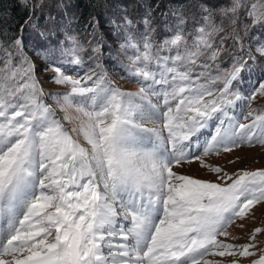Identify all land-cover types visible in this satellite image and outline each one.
Instances as JSON below:
<instances>
[{"label": "snow or ice", "instance_id": "6c2138e0", "mask_svg": "<svg viewBox=\"0 0 264 264\" xmlns=\"http://www.w3.org/2000/svg\"><path fill=\"white\" fill-rule=\"evenodd\" d=\"M20 4L28 12L20 35L0 45V264H240V257L255 256L264 228H255L243 244L218 237L238 239L229 227L264 203V169L228 173L205 158L264 145V109L251 108V101L264 97V80L243 92L241 73L248 60H256L250 54L219 68L226 39L215 42L224 28L213 22L212 9L201 6L203 23L194 32H186L181 19L159 44L147 32L140 40L125 37L121 48L135 50L130 60L141 84L137 92L123 91L92 70L66 74L60 57L81 65V42L69 35L70 46L53 57L41 43L45 32L37 31L33 51L45 64L39 71L53 73L44 80L70 88L48 94L63 120L74 123L69 130L44 102L38 69L24 52L23 34L35 28L32 17L44 0ZM241 7L254 25L264 22L258 10L264 5L242 0H233L221 15L231 14L235 25ZM120 23L132 21L124 17ZM233 34L242 48L239 31L233 28ZM257 51L264 58V47ZM241 101L249 111L238 118ZM193 159L216 181L174 170ZM261 253L251 264H264ZM210 255L233 259H206Z\"/></svg>", "mask_w": 264, "mask_h": 264}, {"label": "trees", "instance_id": "16d2710c", "mask_svg": "<svg viewBox=\"0 0 264 264\" xmlns=\"http://www.w3.org/2000/svg\"><path fill=\"white\" fill-rule=\"evenodd\" d=\"M227 2L228 0H45L44 6L37 8L32 17L35 28H29L23 34L28 44L24 50L29 58H31L30 56L38 57L33 48L36 47L39 40L36 35L37 31H43L46 34V39L41 42L42 45L52 50L53 57H60L59 43L68 47V36L71 35L81 42L82 63L80 66L71 65L67 62L69 57H66L65 60L60 57L65 68L80 67L82 69L88 64L87 49L95 47L97 43L101 46L100 50L107 51L101 60L104 66L110 68L112 65L114 68L117 67L114 59L117 58L114 57L115 50L121 49V44L127 35L131 34L137 39L147 32L154 44H159L164 37L172 34L181 19L184 20L182 27L186 32L192 33L199 24L203 23L201 6L212 9L213 22L223 27L226 32L227 27L224 25L227 22H220L221 19L216 20V18L221 12L220 9L227 6ZM33 3L35 0H29V7ZM58 7H64V9L59 10ZM27 17L28 12L21 6L20 0H0V45L6 44L11 38L20 35L19 26ZM124 17H128L132 21L130 26L120 23ZM145 18H148V24L145 23ZM227 18L226 16L223 19ZM62 19L63 23L60 25ZM92 24H95L94 28L91 27ZM235 28H237L236 25ZM236 30L238 31V28ZM221 34L222 32L216 35V44H219L220 38L223 37ZM230 35L231 38L226 39L224 50L216 62L221 69L229 68L233 57L245 60H248L249 54L256 57L245 47L247 36L240 35L243 44L241 48L239 44L234 43L233 32L228 34V36ZM127 51L135 54L134 49L128 48ZM43 54L41 50V55ZM213 74H215V69H213ZM259 74H264L261 61L248 60L241 76L244 78V82L246 77L252 76L254 83L248 89L245 86L246 92L250 93L261 81ZM46 102L52 106L48 100Z\"/></svg>", "mask_w": 264, "mask_h": 264}, {"label": "rangeland", "instance_id": "374dc122", "mask_svg": "<svg viewBox=\"0 0 264 264\" xmlns=\"http://www.w3.org/2000/svg\"><path fill=\"white\" fill-rule=\"evenodd\" d=\"M45 1V0H44ZM233 0H228L227 6L225 8H228L231 6ZM251 3H258L261 5H264V0H242V4L249 5ZM45 9V8H43ZM58 9L63 10L64 7H58ZM224 9L221 8L220 11ZM246 7H241L239 10V15L237 17L236 26L238 28L240 35L247 36L248 39L245 42L246 48L248 51H250L253 55L256 56L257 61H261V66L264 68V58L260 57L259 52L257 51L258 48L264 47V22L253 24L252 18L248 17L246 15L247 12ZM259 11H264V8H259ZM217 15L216 20H220V22H227V24L224 25L226 28V32H222V36L229 40L231 38V35L228 36V34L232 33L233 28H235V25L231 23L232 15L229 14L227 19H223L226 16H222L221 12ZM63 23V19L60 21V25ZM235 28V29H237ZM232 31V32H231ZM128 36V35H127ZM142 36L138 37L137 40H140ZM246 39V38H245ZM85 41H88V39H85ZM85 44L86 42H82ZM125 43V41L123 42ZM68 47L70 46V41L67 42ZM67 46L59 43V48H66ZM91 48L87 49V62L82 69L80 67H77L76 69H68L66 74L73 75L74 77L82 76L84 73L88 72L89 70L95 71L97 74H103L106 79L110 82H112L115 86L119 87L123 91L127 92H137L139 88L141 87L140 83L136 82V79L132 76L131 69L133 67L132 62L130 60V57H133L135 54L131 51H127V49L121 48L119 51L115 50V56L117 58H114L116 60L117 67L112 68V65L110 68L104 66L102 63V57H104L107 54L106 50H100L98 53H93ZM127 51V52H126ZM26 53V51L24 50ZM28 56V54H26ZM79 55H83L80 51ZM29 57V56H28ZM31 60L35 63L36 68L38 71L36 72V78L38 80H41V87L45 93L44 96V102L46 100L49 101V103L52 104L54 107V110L56 111V115L58 118L61 119L62 123L64 124V127L67 129L73 128L75 125L72 122L63 120L64 112L61 111L57 105L54 102V98L49 93H64L70 91V88L64 85H56L51 81L44 80V77L46 75H53V73L48 72L44 73L39 71L40 68L44 67V60L37 57V56H30ZM70 58V57H69ZM63 60L66 59V57H62ZM80 66V65H79ZM225 69V68H224ZM259 78L261 80H264V74H259ZM253 77H246L245 82L243 83V92L245 94H248L246 92V88L252 87V83H254ZM251 83V84H250ZM246 86V88H245ZM257 87V86H256ZM251 93V92H250ZM155 102V100H154ZM238 107L235 110L236 115L238 118L242 117V114L246 115L249 111V107L247 105L246 101L238 102ZM251 108L253 109H264V97H257L256 100L251 101ZM75 115V113H72ZM211 131L210 129L204 130V136L200 138V141L208 139L207 133ZM74 138H76L83 146L89 147L87 145V142L83 139L82 135H77L76 133H72ZM196 138L194 137L193 140ZM236 163H229V161L237 160ZM207 163H210L212 165L220 166L228 173H232L239 169H246L250 171H254L257 169H264V145H260L258 143H254L253 146H247L244 145L240 147L239 149L233 150L231 153H224L222 155H213L210 157L205 158ZM174 170L180 174L188 175L193 178L198 179H204L209 181H216L217 177L214 173H211L208 171L207 168H204L200 165V162L198 160H191L190 162H185L183 166L175 167ZM2 223V221H1ZM243 224V228L238 227L237 225ZM260 227L264 228V203H261L259 205H256L249 217L245 218L244 220H236L233 225H231L228 229V231L233 235L238 237L236 240H232L230 237H218V239L225 241L226 243H234V244H243L247 243L248 241V234L251 233L255 228ZM257 241V247L252 249L256 253L255 256L252 257H240V264H251L252 260L258 259L259 256L262 254L261 250L264 249V232H261L257 234L256 236ZM208 260H224L226 262H230L233 258L232 257H218V256H208L206 257Z\"/></svg>", "mask_w": 264, "mask_h": 264}, {"label": "bare ground", "instance_id": "6f19581e", "mask_svg": "<svg viewBox=\"0 0 264 264\" xmlns=\"http://www.w3.org/2000/svg\"><path fill=\"white\" fill-rule=\"evenodd\" d=\"M204 140H205V139H204ZM204 140H203V141L201 140V141H200V143H203V142H204ZM0 224H1V221H0Z\"/></svg>", "mask_w": 264, "mask_h": 264}]
</instances>
